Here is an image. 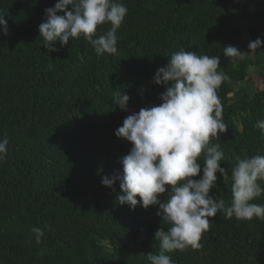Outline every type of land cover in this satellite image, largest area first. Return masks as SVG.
I'll use <instances>...</instances> for the list:
<instances>
[{
    "label": "trees",
    "instance_id": "1",
    "mask_svg": "<svg viewBox=\"0 0 264 264\" xmlns=\"http://www.w3.org/2000/svg\"><path fill=\"white\" fill-rule=\"evenodd\" d=\"M56 2L0 0L8 26L0 34V140L9 141L0 161V264H150L146 254L159 252L155 232L171 225L156 215L158 205H120L119 181L101 184L122 172L132 147L115 131L128 115L162 102L165 87L152 78L167 56L192 51L219 56L218 71L229 77L217 89L226 130L209 142L224 152L220 166L230 176L237 158L264 155L254 127L264 120V43L247 53L250 41H264V0H117L128 9L118 52L102 57L83 37L57 42L55 52L43 47L38 26ZM110 27L98 25L94 38ZM228 45L244 58L224 56ZM117 92L130 97L127 111L113 103ZM198 162L202 169L204 153ZM217 177L209 194L229 206L231 181ZM252 202L264 204V194ZM210 220L202 247L170 253L174 264H264V219L218 212ZM34 227L44 231L40 243Z\"/></svg>",
    "mask_w": 264,
    "mask_h": 264
},
{
    "label": "clouds",
    "instance_id": "2",
    "mask_svg": "<svg viewBox=\"0 0 264 264\" xmlns=\"http://www.w3.org/2000/svg\"><path fill=\"white\" fill-rule=\"evenodd\" d=\"M58 12L63 15H57ZM127 7L117 0H57L45 9V20L38 26L39 37L48 52L67 46L71 39L83 37L94 49L97 57L116 55L117 30ZM6 12L0 11V34H8ZM109 23L106 33L94 38L97 26ZM261 38L250 41L247 53L261 49ZM226 57L242 60L246 53L237 47H223ZM165 66L156 70L152 82L162 85V101L157 106L141 108L128 115L115 131V136L130 142L129 153L120 159L122 172L101 179L103 186L111 188L119 181L120 205L134 209L138 204L148 209L158 205L156 215L171 225L166 231L157 229L154 240L159 241V252L146 254L150 264H174L170 253L202 247V234L210 229V218L222 213L226 219H264V204L253 203L264 194V155L237 158L229 176L220 166L224 158L220 144L209 146L210 139L226 130L222 121L223 106L217 89L229 77L220 68L219 56L197 55L192 51H178L167 56ZM130 97L117 92L113 103L127 111ZM254 127L264 136V120ZM7 137L0 140V161L7 155ZM204 153V163L198 158ZM202 171V175H200ZM217 173L226 185L231 181V201L210 195L216 187ZM198 179H193L197 177ZM170 187L167 200L160 194ZM139 197V200L137 199ZM47 227V225H45ZM36 243L44 236L41 228L34 227Z\"/></svg>",
    "mask_w": 264,
    "mask_h": 264
},
{
    "label": "rangeland",
    "instance_id": "3",
    "mask_svg": "<svg viewBox=\"0 0 264 264\" xmlns=\"http://www.w3.org/2000/svg\"><path fill=\"white\" fill-rule=\"evenodd\" d=\"M243 1H247V0H243ZM253 9V7L251 6V10ZM246 31H244V33H243V36H242V39H241V43H245L246 42ZM253 72H255L254 71V67L253 66H250V74H255V73H253Z\"/></svg>",
    "mask_w": 264,
    "mask_h": 264
}]
</instances>
